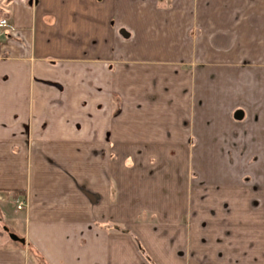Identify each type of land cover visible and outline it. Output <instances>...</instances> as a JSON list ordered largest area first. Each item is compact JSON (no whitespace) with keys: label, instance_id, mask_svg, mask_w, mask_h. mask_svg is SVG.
<instances>
[{"label":"crops","instance_id":"crops-1","mask_svg":"<svg viewBox=\"0 0 264 264\" xmlns=\"http://www.w3.org/2000/svg\"><path fill=\"white\" fill-rule=\"evenodd\" d=\"M3 19L0 211L25 244L0 230V264H264L259 231L210 230L233 216L162 196L151 166L188 158L195 196L264 187V0H0Z\"/></svg>","mask_w":264,"mask_h":264},{"label":"rangeland","instance_id":"rangeland-1","mask_svg":"<svg viewBox=\"0 0 264 264\" xmlns=\"http://www.w3.org/2000/svg\"><path fill=\"white\" fill-rule=\"evenodd\" d=\"M122 48H124V50L127 52L126 54L129 55L131 53L129 46H127V49H125L126 47H122ZM172 53H176V52H172ZM135 144L137 147H140L143 143L136 142ZM151 144H154V142H149V143L146 142L145 146L150 148ZM154 154H157V152L155 151ZM173 154L175 153H172L169 158L168 157L163 158V161H161V159L156 157L153 158L152 163L154 165L153 164L151 165L150 163L149 164L139 163L137 167L142 168L147 164L148 166L151 165L152 169H154V167H157L158 171L161 170L164 171L162 180L165 182V184H168V187L167 186L165 187V192L164 195L162 196L164 197L170 196L171 198L173 197L182 198V196L186 194V196L190 199L201 197L202 198L201 208L203 215H212L216 220L222 219L221 221H223L222 216H228V215L233 216L228 220L224 219V221L221 222L220 224L209 223L208 226H210V230L213 224H215L216 226H224L223 229H227L233 232L234 241H235L236 232H238L237 235L241 234L244 236L246 234L247 235L252 234V231L257 230V232L259 231L260 246L261 243H263V249H264V187L259 186V189L257 191H252L249 188H243L241 190L220 188L219 190V188L216 187H204L203 185H201L198 189L200 190L202 189L203 195L199 196L198 193L195 196V194L191 191L192 186L190 181L191 179H193L190 177L191 172L186 174V170H185L188 168L187 165L189 164V159L185 158L182 155L174 156ZM131 176L135 178V180L133 181L136 183L137 189L140 188L143 183H145L144 180L142 179L144 177L143 174H131ZM185 177L188 178V180L186 179L184 180ZM183 185L186 187V190H184ZM169 192L170 194H168ZM250 200H253V203L249 208L248 204ZM1 207H2V212H6L8 215H12L14 217H19L21 215L20 211L16 210V205L14 203L13 197H10V199H8L6 204H2ZM251 215L260 216L262 218V221L254 222L252 221L253 219L249 220L247 216H251ZM212 216H207L206 219H211ZM4 218L5 217L3 213H1L0 211V230H3V232L6 235L8 233L4 231V228H6L7 227L6 225L8 224L4 222L5 221ZM202 218L204 219L203 216ZM261 223L262 225H260ZM8 230L9 233H12L10 229ZM238 245L245 246L246 245L245 240H240V244Z\"/></svg>","mask_w":264,"mask_h":264},{"label":"water","instance_id":"water-1","mask_svg":"<svg viewBox=\"0 0 264 264\" xmlns=\"http://www.w3.org/2000/svg\"><path fill=\"white\" fill-rule=\"evenodd\" d=\"M234 120H236V121H240V120H242V118H243V113L241 112V111H236L235 113H234ZM4 231L6 232V233H8V236H9V239L12 241V242H14V243H20V244H25V241H24V239H20L19 237H17L15 234H12V233H9V230L7 229V228H4Z\"/></svg>","mask_w":264,"mask_h":264},{"label":"built area","instance_id":"built-area-1","mask_svg":"<svg viewBox=\"0 0 264 264\" xmlns=\"http://www.w3.org/2000/svg\"><path fill=\"white\" fill-rule=\"evenodd\" d=\"M7 26V21L6 20H0V37L2 36V28ZM16 204V210L17 211H24L26 206H27V201L26 200H17L15 202Z\"/></svg>","mask_w":264,"mask_h":264},{"label":"trees","instance_id":"trees-1","mask_svg":"<svg viewBox=\"0 0 264 264\" xmlns=\"http://www.w3.org/2000/svg\"><path fill=\"white\" fill-rule=\"evenodd\" d=\"M23 195H24L23 191H13L12 192L13 200H17L19 196H23Z\"/></svg>","mask_w":264,"mask_h":264},{"label":"flooded vegetation","instance_id":"flooded-vegetation-1","mask_svg":"<svg viewBox=\"0 0 264 264\" xmlns=\"http://www.w3.org/2000/svg\"><path fill=\"white\" fill-rule=\"evenodd\" d=\"M194 176H192V178H193ZM249 182V179L248 178H246V180H244L243 181V183H245V184H247ZM254 189H255V187H254Z\"/></svg>","mask_w":264,"mask_h":264}]
</instances>
